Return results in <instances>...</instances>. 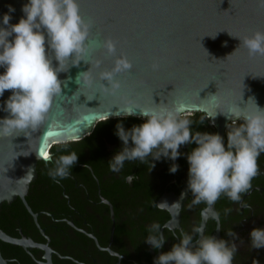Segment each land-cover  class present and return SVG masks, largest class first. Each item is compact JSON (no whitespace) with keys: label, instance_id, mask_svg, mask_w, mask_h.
Returning a JSON list of instances; mask_svg holds the SVG:
<instances>
[{"label":"water","instance_id":"water-1","mask_svg":"<svg viewBox=\"0 0 264 264\" xmlns=\"http://www.w3.org/2000/svg\"><path fill=\"white\" fill-rule=\"evenodd\" d=\"M26 3L28 0H0V27L5 14L12 17L10 24H17ZM78 3L81 16L91 23L87 52L82 57L87 64L79 63L80 58L66 62L65 72L58 78L67 81V87L62 85L63 96L54 99L48 119L36 132L0 138V204L15 198L24 203L28 185L35 178V165L46 163L43 157L52 146L63 144L62 139L78 137L76 142L80 141L107 118H124L123 113H116L128 103L141 108H171L183 103L184 116L204 115L221 137L227 125L243 121L244 115L255 111L250 98L264 109V56L250 57L246 48L239 47L238 39L264 32V0ZM9 6L15 11L9 12ZM108 39L116 43L115 55L103 47ZM121 56L133 67L116 77L120 91L115 95L101 92L99 74L110 71ZM53 64L56 66L55 61ZM154 64L158 65L155 70ZM90 67L95 83L78 85L76 77ZM3 72L0 68V74ZM101 83L108 87L106 81ZM11 94L5 91L0 97V119L7 116L2 108ZM234 111H241L239 118L230 115ZM130 117L143 119L138 110ZM0 239L6 241L1 234ZM10 242L25 246L21 241Z\"/></svg>","mask_w":264,"mask_h":264},{"label":"clouds","instance_id":"clouds-1","mask_svg":"<svg viewBox=\"0 0 264 264\" xmlns=\"http://www.w3.org/2000/svg\"><path fill=\"white\" fill-rule=\"evenodd\" d=\"M14 11L9 6V12ZM22 12L24 16L17 24H10L12 17L5 14L3 27H0V68L4 69L3 74H0V97H3L5 91L12 93L4 101L2 108L7 116L0 119V138H12L15 133L26 134L24 136L27 137L36 132L48 119L54 99L63 96L62 85L67 87V81L58 78L59 73L65 72L66 62L80 58V63L84 61L82 57L87 52L91 23L81 16L78 0H28L23 5ZM238 39L239 47L246 48L250 57L264 56V32L257 31L251 37ZM103 47L109 55L116 54V43L111 39L106 40ZM79 63H74L73 66H78ZM99 63L98 61L97 67ZM132 67L126 56L117 58L110 71L99 74L100 91L111 95L118 93L121 82L116 77L130 72ZM157 68L158 65L154 64L153 69ZM90 70L91 67L76 77L78 85L91 87L95 83ZM101 81H106L108 87ZM249 100L253 102L255 111L244 115L240 126L228 131L226 147L219 134L192 131V120L181 111L183 103L171 108L159 105L141 108L131 103L119 107L117 116L123 113L125 117H130L136 115L138 110L146 122L134 125L130 130L117 124L116 134L122 141L123 148L108 162L113 172H119L126 161L144 163L154 150H157V155L153 161L161 157L175 161L181 155L179 148L182 145H197L187 154V161L188 191L193 197L192 204L203 203L206 206L200 213L205 223L192 229L200 238L194 242L193 235L181 230L177 238L179 242L172 246L171 251L161 254L154 264H233L237 252L235 243L205 235V226L209 219L219 222L218 212L213 211L211 216L208 212L222 195L234 203H240L243 195L252 188V180L260 172L258 158L264 153V109L257 106L254 99ZM230 115L239 118L241 111L231 112ZM77 139L78 137L71 141L62 139L59 142L67 144L76 142ZM43 159L53 162L50 154H46ZM77 161L78 155L74 151L61 155L54 161L55 166L49 170L48 175L59 183L69 177L70 170ZM88 165L83 167L87 168ZM154 167L155 164L152 163V168ZM178 167L173 164L170 172L174 174ZM184 195L181 194V199ZM159 205L178 210L181 208L179 202L171 206L166 203ZM176 215H179V211ZM149 232L153 234L145 242L154 250L160 249L166 242L161 226L153 224ZM227 235L235 238L234 232ZM250 241L251 248H264V229L254 228L250 233ZM253 264L259 262L254 260Z\"/></svg>","mask_w":264,"mask_h":264},{"label":"flooded vegetation","instance_id":"flooded-vegetation-1","mask_svg":"<svg viewBox=\"0 0 264 264\" xmlns=\"http://www.w3.org/2000/svg\"><path fill=\"white\" fill-rule=\"evenodd\" d=\"M190 116L193 132L215 134L204 115ZM144 122L130 117L108 119L96 123L80 141L48 151L53 162L36 163L24 203L15 198L0 204V234L6 240L0 239L1 264H154L179 242L181 230L193 235L194 242L198 240L192 229L205 223L200 213L206 206L192 204L187 161L196 144L182 145L175 161L164 157L153 161L157 155L154 150L142 164L126 161L119 172L110 170L108 162L123 148L117 124L130 130ZM240 124L236 121L223 130L225 147L228 131ZM73 151L78 161L69 177L57 183L48 172L59 156ZM85 164H89L87 168ZM173 164L179 166L174 174L170 172ZM258 166L260 172L240 203L222 195L208 212L209 216L218 212L220 220H207L205 235L235 243L233 264H253L254 260L264 264V248L253 249L250 241L254 228L264 229V153ZM177 202L179 210L159 205ZM153 224L161 226L166 239L156 250L145 242L153 234L149 232ZM229 232H234L235 238L227 235ZM10 241H21L25 246Z\"/></svg>","mask_w":264,"mask_h":264},{"label":"trees","instance_id":"trees-1","mask_svg":"<svg viewBox=\"0 0 264 264\" xmlns=\"http://www.w3.org/2000/svg\"><path fill=\"white\" fill-rule=\"evenodd\" d=\"M192 117L194 116H199V114H192L191 115ZM190 116V117H191ZM130 118H132V117H130ZM132 119H134V118H132ZM243 121H241V123H242ZM64 145H66V144H64ZM64 145H62V144H60V145H55V146H52L50 149H49V151H52V150H54L55 148H59V147H62V146H64Z\"/></svg>","mask_w":264,"mask_h":264},{"label":"snow or ice","instance_id":"snow-or-ice-1","mask_svg":"<svg viewBox=\"0 0 264 264\" xmlns=\"http://www.w3.org/2000/svg\"><path fill=\"white\" fill-rule=\"evenodd\" d=\"M44 156H46V154Z\"/></svg>","mask_w":264,"mask_h":264}]
</instances>
